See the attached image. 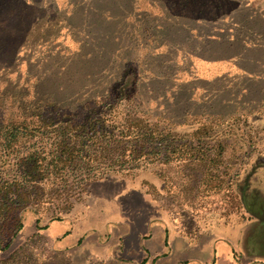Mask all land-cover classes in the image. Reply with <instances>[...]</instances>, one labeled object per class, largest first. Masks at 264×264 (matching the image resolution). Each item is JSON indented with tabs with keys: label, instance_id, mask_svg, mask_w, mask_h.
I'll use <instances>...</instances> for the list:
<instances>
[{
	"label": "rangeland",
	"instance_id": "1",
	"mask_svg": "<svg viewBox=\"0 0 264 264\" xmlns=\"http://www.w3.org/2000/svg\"><path fill=\"white\" fill-rule=\"evenodd\" d=\"M116 1L121 0H111ZM98 2L0 0V47L10 51L20 41L12 64L0 63V125L41 112L46 98L64 106L60 114H75L70 104L74 99L106 96L110 80L132 64L142 83L152 81V89L129 108L118 106L111 114L121 124L135 114L154 133L165 135L170 147L180 145L179 151L165 162L149 153V144L136 155L133 143L100 152L89 141L66 171H39L41 182L28 187L22 228L9 248L0 250V264H135L97 258L74 262L78 256L55 251L39 228L83 207L93 183L102 180L121 185L140 179L150 205L173 230L184 229L190 237L215 224L251 225L249 250L264 255V84L237 77L187 79L177 73L178 50L195 51L197 40L210 33L201 25L205 36L198 37L180 24L199 26L193 17L200 11L216 7L217 18L235 10V0H136L142 16L130 17L107 41L110 34L96 43L91 32L107 29L93 15ZM19 3L28 9L21 12ZM54 136H24L18 154L36 150L43 158L54 148ZM151 146L159 148L158 143ZM14 163L11 158L10 175H15ZM239 253L233 257L236 264Z\"/></svg>",
	"mask_w": 264,
	"mask_h": 264
},
{
	"label": "crops",
	"instance_id": "2",
	"mask_svg": "<svg viewBox=\"0 0 264 264\" xmlns=\"http://www.w3.org/2000/svg\"><path fill=\"white\" fill-rule=\"evenodd\" d=\"M235 2V10L210 22L211 36L198 39L195 51L178 50V74L187 79L237 77L264 84V0ZM195 22L200 25L189 32L198 35L203 23ZM89 191L83 207L39 225L55 251L78 256L74 262L97 258L135 264H236L233 257L240 252L237 264H264V255L257 257V250H249L254 240L251 225L215 224L190 237L184 229L173 230L150 205L140 179L121 185L102 180ZM145 205L153 209L148 211Z\"/></svg>",
	"mask_w": 264,
	"mask_h": 264
},
{
	"label": "trees",
	"instance_id": "3",
	"mask_svg": "<svg viewBox=\"0 0 264 264\" xmlns=\"http://www.w3.org/2000/svg\"><path fill=\"white\" fill-rule=\"evenodd\" d=\"M105 1L107 0H99V4L94 5L92 10L94 17H96L95 20L107 29L105 32H91L93 35L92 42L95 40L98 43L105 38V34H110L106 35L105 40L107 41L110 36L118 32L117 28H122L128 22L130 17L139 18L142 16L136 0L116 2L110 0L107 5H104ZM19 5L21 12L28 9L24 3H19ZM209 10L205 8L202 12L200 11L197 17H193L202 22L203 26L210 32L206 34L205 38L211 36L210 22L214 20V11L217 8ZM1 21L4 20L1 19ZM18 25L20 24L17 23L16 26ZM99 28L94 27L97 30ZM180 28L189 33V29L184 23L180 24ZM196 31L199 37L205 36L204 33H201L202 29L198 28ZM19 44L20 41L18 45L17 42H14L10 51L0 47V63L12 64ZM151 85H153L152 81L142 83L136 66L129 64L122 68L120 77L110 80L106 96L74 99L70 104L77 110L75 114L65 112L60 114L58 109H62L64 106L59 104L57 107L53 101L46 98L41 112L30 116V118L24 117L15 124L0 125V250L8 249L22 228L21 215L27 208L28 187L41 182L42 178L39 171L44 172L49 168L52 172L66 171L68 167L75 165L78 157L84 153L85 145H87L85 142H93L94 149L97 148L100 152L107 150L109 152L110 149L114 148L118 150V148H123V145L133 143L132 153L136 152V155H141L146 144H149L147 146V148H151L149 153L154 152L165 162L170 160L171 157L169 156L177 154L180 145L170 147L171 145L166 141L167 137L161 132L154 133L151 128H147V122L142 118L135 114H128V117L123 120L124 124H121L116 122V116L111 114V110L118 106L124 108L132 106L135 101L143 98L145 90L150 91L152 89ZM80 116L82 117L78 119ZM36 134L41 136L43 134L55 135L54 141H57L53 144L54 148L51 151L44 153L47 156L43 157L44 159L40 158L36 150L26 151L24 155L18 154L17 145L22 140L21 138L28 135L35 138L34 135ZM156 143L159 147L157 150L151 146ZM178 157L179 154L175 158ZM11 158L15 159L13 167L15 175H10V171L13 170L7 167ZM247 189V187H242L241 191H248ZM243 194L245 199L242 202L245 205L246 196L245 193ZM60 219L62 218L57 217L54 220ZM36 223H39L38 218Z\"/></svg>",
	"mask_w": 264,
	"mask_h": 264
}]
</instances>
